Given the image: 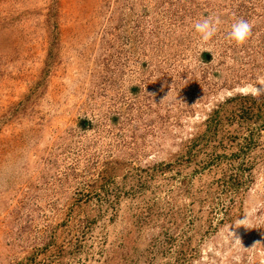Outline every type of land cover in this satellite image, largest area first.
Segmentation results:
<instances>
[{"label":"rangeland","instance_id":"1","mask_svg":"<svg viewBox=\"0 0 264 264\" xmlns=\"http://www.w3.org/2000/svg\"><path fill=\"white\" fill-rule=\"evenodd\" d=\"M256 84L264 0H0V264H264Z\"/></svg>","mask_w":264,"mask_h":264},{"label":"clouds","instance_id":"2","mask_svg":"<svg viewBox=\"0 0 264 264\" xmlns=\"http://www.w3.org/2000/svg\"><path fill=\"white\" fill-rule=\"evenodd\" d=\"M219 25V17L209 16L195 23L194 28L196 33L200 35L201 40L206 43L216 35ZM251 35L252 25L248 21L241 19L232 25L229 38L230 40L235 41L238 45H242L250 39ZM249 91L253 94L259 95L264 93V88H257V84L250 85ZM247 222V218L243 221H239L240 224H246Z\"/></svg>","mask_w":264,"mask_h":264},{"label":"trees","instance_id":"3","mask_svg":"<svg viewBox=\"0 0 264 264\" xmlns=\"http://www.w3.org/2000/svg\"><path fill=\"white\" fill-rule=\"evenodd\" d=\"M216 117H217V111L214 110V112L211 113V115L208 117V119H206L207 124L209 125V127H210L211 123L216 125V122L215 123L213 122V119L216 118Z\"/></svg>","mask_w":264,"mask_h":264}]
</instances>
